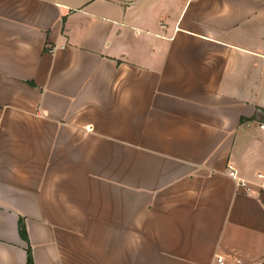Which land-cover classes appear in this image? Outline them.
Instances as JSON below:
<instances>
[{
  "label": "crops",
  "instance_id": "1",
  "mask_svg": "<svg viewBox=\"0 0 264 264\" xmlns=\"http://www.w3.org/2000/svg\"><path fill=\"white\" fill-rule=\"evenodd\" d=\"M263 123L264 0H0V264H264Z\"/></svg>",
  "mask_w": 264,
  "mask_h": 264
},
{
  "label": "trees",
  "instance_id": "2",
  "mask_svg": "<svg viewBox=\"0 0 264 264\" xmlns=\"http://www.w3.org/2000/svg\"><path fill=\"white\" fill-rule=\"evenodd\" d=\"M20 234L23 237V239L28 241L27 232H26V229H25V226L23 225V223L20 224ZM28 263L29 264H34L33 263L32 252H31L30 248L28 249Z\"/></svg>",
  "mask_w": 264,
  "mask_h": 264
},
{
  "label": "built area",
  "instance_id": "3",
  "mask_svg": "<svg viewBox=\"0 0 264 264\" xmlns=\"http://www.w3.org/2000/svg\"><path fill=\"white\" fill-rule=\"evenodd\" d=\"M262 129H264V123L263 124H261V126H260Z\"/></svg>",
  "mask_w": 264,
  "mask_h": 264
}]
</instances>
